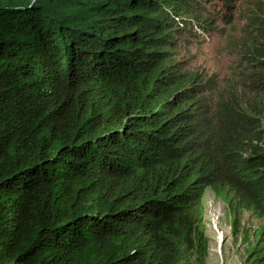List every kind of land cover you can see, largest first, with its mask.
Wrapping results in <instances>:
<instances>
[{
    "label": "trees",
    "instance_id": "16d2710c",
    "mask_svg": "<svg viewBox=\"0 0 264 264\" xmlns=\"http://www.w3.org/2000/svg\"><path fill=\"white\" fill-rule=\"evenodd\" d=\"M197 6L0 0V264H205L207 187L232 235L263 220L264 264V24L252 98L211 100L173 57L207 36Z\"/></svg>",
    "mask_w": 264,
    "mask_h": 264
},
{
    "label": "rangeland",
    "instance_id": "374dc122",
    "mask_svg": "<svg viewBox=\"0 0 264 264\" xmlns=\"http://www.w3.org/2000/svg\"><path fill=\"white\" fill-rule=\"evenodd\" d=\"M196 2L199 13L210 17L209 29L202 28L207 34L205 39L181 38L178 54L173 56L182 61L178 66L184 69L179 74L195 77L196 81L203 83L209 81L214 88V94L209 99L216 100L219 96L220 100L222 96H231L244 107L252 98V93L239 84L237 73L245 71L249 59L247 53L259 38V26L264 24V0ZM116 15L117 12L111 17ZM261 128L264 130V120ZM203 204L207 238L205 264H243L247 250L255 239L253 232L263 224V220L244 211L239 233L234 236L225 203L210 187L204 192Z\"/></svg>",
    "mask_w": 264,
    "mask_h": 264
}]
</instances>
